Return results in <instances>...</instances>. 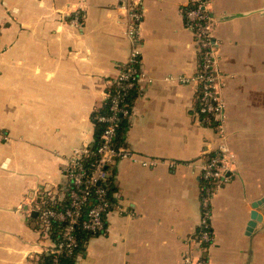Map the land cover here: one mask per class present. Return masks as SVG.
Segmentation results:
<instances>
[{"label":"crops","instance_id":"obj_1","mask_svg":"<svg viewBox=\"0 0 264 264\" xmlns=\"http://www.w3.org/2000/svg\"><path fill=\"white\" fill-rule=\"evenodd\" d=\"M131 1L0 0V264L49 255L52 230L28 198L51 190L55 205L67 200V162L93 142L94 116L134 46ZM189 1L140 3L143 76L123 144L134 157L111 163L114 207L77 264H184L188 255L264 264V0H210L233 160L212 197L206 246L197 240L201 173L218 136L199 111V86L181 80L201 57ZM253 211L261 219L249 230Z\"/></svg>","mask_w":264,"mask_h":264},{"label":"built area","instance_id":"obj_2","mask_svg":"<svg viewBox=\"0 0 264 264\" xmlns=\"http://www.w3.org/2000/svg\"><path fill=\"white\" fill-rule=\"evenodd\" d=\"M142 0L124 3L132 22L129 33L134 46L128 61L120 68L119 75L113 82V88L107 93L110 100L111 113L99 115L100 121L107 125L100 135V146L92 151V143L76 148L65 167L69 181L67 188L68 205L56 207L51 190H44L28 198L29 211H37L42 226L49 231L51 221L64 222L60 231L61 238L54 241L48 254L54 255L53 264H60L59 255L70 256L77 247L75 226H82L92 233H102L106 229V217L114 207L109 193L111 163L118 159L133 158V152L124 145L116 146L114 139L120 125L121 116L131 115L127 103L129 95L137 88V81L143 76L141 69V20ZM210 0H190L184 14L188 26L199 38L201 57L198 71L193 76L182 77V82H193L199 86V111L203 119L216 121L215 129L218 136V147L210 152L203 165V195L201 200V220L197 230V240L201 245H209L213 241L211 231L212 197L222 184L230 178L233 154L227 143L224 127L225 104L221 94V81L218 75L219 42L214 36V18L210 12ZM79 22V13L73 20ZM91 155L96 158L86 166L84 160ZM157 160L142 161L144 165H155ZM84 220L81 222V217ZM184 264H210L206 255L193 258L186 256Z\"/></svg>","mask_w":264,"mask_h":264},{"label":"trees","instance_id":"obj_3","mask_svg":"<svg viewBox=\"0 0 264 264\" xmlns=\"http://www.w3.org/2000/svg\"><path fill=\"white\" fill-rule=\"evenodd\" d=\"M132 96H133V94L129 95V97L127 98V101H126L127 103H129V108H131ZM110 113H111L110 100L106 99L104 105L101 107V109L99 111H97V113L94 116L96 134H95L94 140L92 142V151L93 152H96V150L99 148V146H100V135L102 134V132L104 131V129L107 125L106 122L100 121L98 119V116L99 115H109ZM120 119L121 120H120V125L117 129V135L114 139V143L116 146H121L124 144L125 133H126L128 126H129V120H128L129 117L128 116H121ZM95 158H96V155H91L88 158H86L84 160L85 165L89 166L90 162L93 161ZM109 187H110L109 193H110L112 199L114 200V197H113L114 187L112 186V181L109 183ZM66 205H68V199L56 207L60 208V207L66 206ZM83 220H84V215H82V217H81V222ZM64 224H65L64 222H59V221H51L49 223V228H50V230H52V237H53L54 241L60 240V238H61L60 231L63 228ZM99 234H101V233H92L91 231L85 229L82 226V223L77 224L75 226V236H76L78 245L74 249V252L72 255H70V256H66L64 254L59 255L60 264H77L78 257L80 255L84 254L86 244L89 241V239L91 237L99 235ZM53 261H54V255L53 254L43 255L40 258V264H53Z\"/></svg>","mask_w":264,"mask_h":264},{"label":"water","instance_id":"obj_4","mask_svg":"<svg viewBox=\"0 0 264 264\" xmlns=\"http://www.w3.org/2000/svg\"><path fill=\"white\" fill-rule=\"evenodd\" d=\"M260 203L261 202L254 203L253 207L257 208L260 205ZM36 215L38 216V213H37V211H34V216H36ZM251 217H252V220H251V222L249 224V230H252V228L255 227L256 224H257L256 221L261 219L260 215L257 213V211H253Z\"/></svg>","mask_w":264,"mask_h":264}]
</instances>
